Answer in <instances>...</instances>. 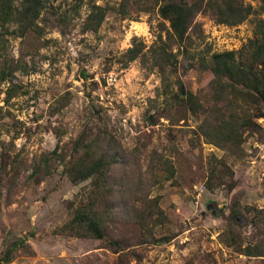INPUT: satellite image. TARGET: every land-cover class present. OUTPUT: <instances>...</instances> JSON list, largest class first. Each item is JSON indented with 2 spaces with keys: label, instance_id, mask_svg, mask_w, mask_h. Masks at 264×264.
I'll return each instance as SVG.
<instances>
[{
  "label": "rangeland",
  "instance_id": "rangeland-1",
  "mask_svg": "<svg viewBox=\"0 0 264 264\" xmlns=\"http://www.w3.org/2000/svg\"><path fill=\"white\" fill-rule=\"evenodd\" d=\"M243 1L259 15L226 26L200 12L190 39L181 49L173 47L172 88L184 98L190 91L197 94L212 108L208 116L193 114L182 98L160 96L161 78L151 62L121 64L133 39H142L147 50L157 36L166 39L169 23L160 18L157 0H131L127 17L119 13L122 0H50L40 18L42 36L5 34L0 257L26 239L8 264H264V257L241 254L255 239L250 223L256 210H264V104L237 86L230 89L227 106L215 96L212 74L203 65L214 53L236 51L241 59L257 37L264 6ZM94 4L107 16L98 32L85 33ZM228 111V120L231 113L246 116L248 125L211 144L206 135L213 128L231 133L219 121ZM84 131L112 135L121 145L120 164L111 171L112 192L101 201L91 180L73 183L65 170ZM57 145L66 150V162L52 161L50 174L35 180L36 158ZM155 201L153 229L142 228L138 213ZM84 207L105 211L103 239L65 230ZM232 210L240 214L236 222L229 219Z\"/></svg>",
  "mask_w": 264,
  "mask_h": 264
},
{
  "label": "trees",
  "instance_id": "trees-1",
  "mask_svg": "<svg viewBox=\"0 0 264 264\" xmlns=\"http://www.w3.org/2000/svg\"><path fill=\"white\" fill-rule=\"evenodd\" d=\"M258 1L264 6V0ZM49 2L50 0H0V46H3L5 42V34L24 37L27 33L34 32L42 36L44 31L40 25V18L42 13L48 9ZM130 4L131 0H122L119 13L123 17H127ZM157 5L160 18L169 23L166 39L162 35L157 36L154 45L149 50L142 39H133L132 46L121 57V64L127 68L137 60L151 62L152 68L157 70L161 78L160 96L172 95L179 99L182 98L193 114L208 116L212 114V108L206 107L197 94L190 91L184 98L183 93L175 92L172 88V72L169 67L177 63V54L173 52V47L181 49L190 39V30L200 12L209 13L217 23L226 26H238L258 12L252 5L245 4L243 0H157ZM106 16L107 10L94 4L84 21L83 32H98ZM11 27L14 28L12 32H10ZM256 35L257 37L249 42L241 54V59L238 58V52L227 51L214 53L208 63L203 62L212 74L210 85L215 96L220 101H226L227 106L231 102L229 100L232 93L230 89L236 90L237 86H241L243 91L246 89L249 95L256 93L258 101L264 104V20L259 21ZM230 111L225 113L224 119H219V121L223 129L226 127L231 133L226 134L220 128H213L211 133L205 134L206 137L210 136L208 141L211 144L219 145L220 138H228L233 134L236 126L248 125L249 118L246 116L239 118L231 113V120H228ZM236 119L243 120V123L236 122ZM93 132L84 131L77 138L72 149L74 157L69 161L65 170L73 183L91 180L95 188V196L101 201L105 199V195L112 192L111 171L115 165L120 164L121 145L112 135L107 136L102 132L94 134ZM66 159V150L57 145L51 153L42 154L36 158L31 177L37 180L49 175L52 161L65 163ZM216 170L217 168L213 170L212 176H216ZM170 173L172 176L174 171L170 170ZM155 206H157V201L153 206H148L138 213L142 228L153 229L151 222L155 221V218L151 213ZM104 213L105 211L95 212L92 207L78 208L74 217L65 226V230L75 237H93L101 240L104 238ZM239 216L238 212L232 210L229 219L236 222ZM252 219L250 224L256 231L255 239L241 250V254L250 258L264 257V210L257 209ZM25 242L26 239H20L12 244L5 255L0 257V264L12 262L13 251L23 247ZM111 245L116 247V252L121 249L118 242L111 243ZM185 264L195 263L190 260Z\"/></svg>",
  "mask_w": 264,
  "mask_h": 264
},
{
  "label": "water",
  "instance_id": "water-1",
  "mask_svg": "<svg viewBox=\"0 0 264 264\" xmlns=\"http://www.w3.org/2000/svg\"><path fill=\"white\" fill-rule=\"evenodd\" d=\"M208 209H209V210H212V213H213V214L216 213L215 209H212L211 206H209ZM224 209H225V207H223V208H219V210H218L219 213H222V212L224 211ZM219 213H217V214H219Z\"/></svg>",
  "mask_w": 264,
  "mask_h": 264
}]
</instances>
